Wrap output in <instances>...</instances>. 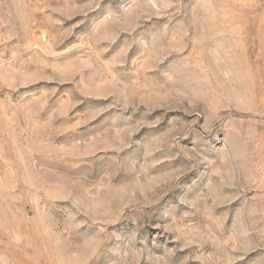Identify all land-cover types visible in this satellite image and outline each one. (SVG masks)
Listing matches in <instances>:
<instances>
[{"label": "rangeland", "instance_id": "obj_1", "mask_svg": "<svg viewBox=\"0 0 264 264\" xmlns=\"http://www.w3.org/2000/svg\"><path fill=\"white\" fill-rule=\"evenodd\" d=\"M0 264H264V0H0Z\"/></svg>", "mask_w": 264, "mask_h": 264}]
</instances>
